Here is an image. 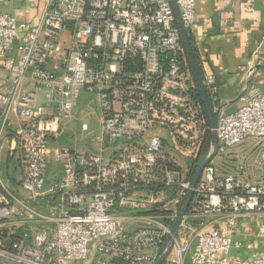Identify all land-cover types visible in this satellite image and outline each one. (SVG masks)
<instances>
[{"label":"built area","instance_id":"obj_1","mask_svg":"<svg viewBox=\"0 0 264 264\" xmlns=\"http://www.w3.org/2000/svg\"><path fill=\"white\" fill-rule=\"evenodd\" d=\"M176 3L187 29L195 0ZM44 4L35 23L0 12V57L11 76L0 90V136L14 117L8 157L22 175L11 191L0 174V264L83 260L93 243L94 264H156L191 190L162 264H264V230L258 254L238 239L242 220L264 217V90L247 85L232 112L210 101L215 156L247 138L258 142L233 172L211 160L192 189L212 151V128L193 95L171 0ZM256 45L249 77L264 59V37ZM202 81L216 84L212 74ZM84 98L97 123L81 131L93 148L51 153ZM50 159L61 175L47 185ZM243 248L251 260L232 255Z\"/></svg>","mask_w":264,"mask_h":264},{"label":"crops","instance_id":"obj_2","mask_svg":"<svg viewBox=\"0 0 264 264\" xmlns=\"http://www.w3.org/2000/svg\"><path fill=\"white\" fill-rule=\"evenodd\" d=\"M44 8V0H0V12L18 22H37ZM187 31L199 58L203 77L208 74L215 76V86L206 88L211 102L216 98L220 102L221 97H227L228 101L236 103L244 88L250 84L264 90V59L255 61V69L250 77L248 67L257 41L264 37V0H195V19ZM10 83V73L5 70L0 57V90ZM11 121L10 127L0 136V154L6 156V162L17 129L14 117ZM73 144L74 147L69 149L76 152L93 148L77 141ZM59 148L62 147L58 140L49 145L51 153ZM16 169L19 171L18 166ZM50 169L54 175L57 174L47 185L61 175L60 164L52 159L49 160Z\"/></svg>","mask_w":264,"mask_h":264},{"label":"rangeland","instance_id":"obj_3","mask_svg":"<svg viewBox=\"0 0 264 264\" xmlns=\"http://www.w3.org/2000/svg\"><path fill=\"white\" fill-rule=\"evenodd\" d=\"M81 95H83V92L81 93ZM234 102L235 101L233 100L228 101L227 97H221L220 101L222 105H232L229 112L235 111L240 108L241 105L237 102ZM212 113L213 115L215 114L213 110ZM75 114V119L68 122L69 124L61 134L60 139H58V143L62 148H73L74 141H77L81 145L87 144L88 146H90L89 140L81 131V125L83 123H86L89 125V127H91V129H94L96 127L97 121L92 114V109L88 105L87 98H84V100L80 102V104L76 108ZM257 142L258 140L256 139L247 138L238 146L227 150L225 154H217L212 159L211 164L219 171H223L225 173L233 172L232 168L236 166V164L239 163L244 157L250 154ZM88 150H91V147H88ZM5 160L6 156L3 153L0 154V174L2 177H4V182L9 190L13 191L11 186L15 187L22 179L21 173L16 169L17 166L19 167V163L17 161L15 162V160L12 159V163L9 164L7 168ZM7 174L10 175V178ZM56 174L54 175V172H52V170L50 169L46 176V184L51 182ZM262 230H264V217H251L242 220V223L239 224V242H241L243 245L252 243L255 252H257V254L260 253L262 250V245L260 241H256L255 237ZM97 247L98 245L96 243L90 244L88 246V256L86 259L78 261H67L64 262V264H94L97 260ZM232 253L233 256H239V258H247L248 260H251L254 256L252 252H247L244 248L239 251V255L236 251H233ZM147 254H151V251H149Z\"/></svg>","mask_w":264,"mask_h":264},{"label":"water","instance_id":"obj_4","mask_svg":"<svg viewBox=\"0 0 264 264\" xmlns=\"http://www.w3.org/2000/svg\"><path fill=\"white\" fill-rule=\"evenodd\" d=\"M171 3L173 5V9H174V12H175V15L177 17V20H178V24H179V27H180V30H181V34H182V37L184 39V42L186 44V47H187V51H188V54H189V57H190V60H191V63H192V67H193V70H194V73H195V76H196V80H197V83H198V86L200 88V91H201V94H202V99H203V104H204V108H205V112L207 114V118L209 120V123H210V126L212 128V133H211V138H212V141H211V145H212V151L210 153V155L207 157V159L205 161H203L195 175H194V178L192 180V189L196 186L198 180H199V177H200V174L203 170V168L213 159V157L215 156L216 154V150H217V137H216V132H215V128H216V118H217V113L216 114H212V111L210 109V106H209V102H208V99H207V96H206V93H205V87L203 85V81H202V78L199 74V71H198V67H197V64L195 62V57H194V53H193V49H192V46H191V41L189 39V35H188V32H187V29L185 28V26L183 25V22L181 20V17H180V12H179V8L177 6V3H176V0H171ZM193 196V191L191 190L186 198V200L184 201V204L180 210V213H179V216L172 228V232H171V235L168 237L167 239V244H166V251L165 253L158 259V261L156 262V264H162L163 260L166 258V256L169 254V251H170V248L172 246V243H173V239L179 229V225L181 223V219H182V216L184 215L185 213V210L191 200Z\"/></svg>","mask_w":264,"mask_h":264},{"label":"trees","instance_id":"obj_5","mask_svg":"<svg viewBox=\"0 0 264 264\" xmlns=\"http://www.w3.org/2000/svg\"><path fill=\"white\" fill-rule=\"evenodd\" d=\"M177 28L179 29V33H180V43H181V46L183 47L184 49V52H185V57H186V63H187V67L189 69V71L191 72V75L193 77V81H194V89H193V95H194V98L201 103L202 107H203V110L205 111V108H204V104H203V99H202V94H201V91H200V88L198 86V83H197V80H196V76H195V73H194V70H193V67H192V63H191V60H190V57H189V54H188V51H187V47H186V44L184 42V39L182 37V34H181V30H180V27H179V24H178V21H177ZM188 32V31H187ZM188 35H189V39L191 41V46H192V40H191V36L188 32ZM192 49H193V53H194V57H195V62L197 64V67H198V71H199V74L201 76V78L203 79V71H202V68H201V65H200V61H199V58L196 54V50L194 49V47L192 46ZM205 93H206V96H207V99H208V102H209V106H210V100H209V95L207 93V90L205 88ZM210 109H211V106H210ZM206 113V112H205ZM206 122L208 125L209 124V120L208 118L206 117ZM207 145L209 146V143H210V140H211V137L210 135L207 136ZM11 158L9 157V159L7 160L6 162V165H7V168L9 166V164H11ZM8 173V172H7ZM8 175V174H7ZM9 178H10V175H8Z\"/></svg>","mask_w":264,"mask_h":264}]
</instances>
